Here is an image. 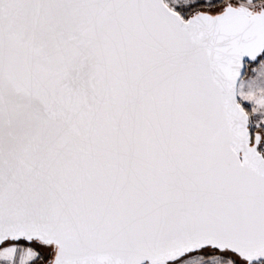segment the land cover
<instances>
[{"label": "snow or ice", "instance_id": "1", "mask_svg": "<svg viewBox=\"0 0 264 264\" xmlns=\"http://www.w3.org/2000/svg\"><path fill=\"white\" fill-rule=\"evenodd\" d=\"M0 264H264V0H0Z\"/></svg>", "mask_w": 264, "mask_h": 264}]
</instances>
